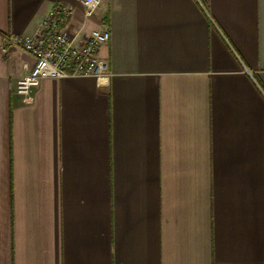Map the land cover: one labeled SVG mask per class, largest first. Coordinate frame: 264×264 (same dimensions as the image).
Instances as JSON below:
<instances>
[{"label": "crops", "instance_id": "0c3cea01", "mask_svg": "<svg viewBox=\"0 0 264 264\" xmlns=\"http://www.w3.org/2000/svg\"><path fill=\"white\" fill-rule=\"evenodd\" d=\"M56 2L111 75L27 103ZM0 264H264V0H0Z\"/></svg>", "mask_w": 264, "mask_h": 264}, {"label": "built area", "instance_id": "2783aa9c", "mask_svg": "<svg viewBox=\"0 0 264 264\" xmlns=\"http://www.w3.org/2000/svg\"><path fill=\"white\" fill-rule=\"evenodd\" d=\"M79 1L87 17L93 16L101 3V0ZM72 12L70 5L56 2L32 33L6 36L10 44L22 48L35 59L33 67L19 78L16 86L25 102L34 101L33 90L45 78H108L111 75L108 60L98 53L100 47L110 38L109 30L95 28L84 35L72 33Z\"/></svg>", "mask_w": 264, "mask_h": 264}]
</instances>
